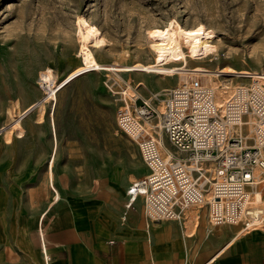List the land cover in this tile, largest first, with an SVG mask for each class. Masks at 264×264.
Masks as SVG:
<instances>
[{
    "label": "rangeland",
    "instance_id": "1",
    "mask_svg": "<svg viewBox=\"0 0 264 264\" xmlns=\"http://www.w3.org/2000/svg\"><path fill=\"white\" fill-rule=\"evenodd\" d=\"M82 21L95 32L92 48L100 61L108 58L110 62L168 67L232 66L263 72L264 0H0V188L12 185L6 173L9 165L5 166L11 152L18 157L14 169L32 168L36 173L25 184L41 189L47 188L48 182L54 193L50 207L61 197L56 172L64 158L80 156L87 179L104 174L109 180L115 177L118 183L111 170L120 169L115 166L119 158L125 161L122 184L129 204L132 183L149 169L145 171L135 144L127 150L130 155H121L118 149V142H133L118 127L121 102L115 91L120 90V84L124 86V79L135 84L143 81L147 86L142 84L140 91L149 96L184 81L180 72L164 75L155 70H119L118 75L113 69H89L32 109L20 126L11 128V113L16 115L41 100L48 84L58 85L81 64ZM242 78L223 80L237 83L245 80ZM71 142H77L76 147ZM165 144L172 148L166 137ZM128 177L133 180L128 181ZM96 182L102 184L103 180L96 178ZM258 198L264 202L260 194ZM35 199L46 201L37 195ZM69 200L75 201L72 197ZM142 201L133 202V210L137 211ZM207 212L205 206L198 216V225L206 229ZM45 216H49L44 224L49 238L52 223L60 216L46 211L41 222ZM182 221L187 224L185 214Z\"/></svg>",
    "mask_w": 264,
    "mask_h": 264
},
{
    "label": "built area",
    "instance_id": "2",
    "mask_svg": "<svg viewBox=\"0 0 264 264\" xmlns=\"http://www.w3.org/2000/svg\"><path fill=\"white\" fill-rule=\"evenodd\" d=\"M255 75L220 83L223 96L214 81L224 74L205 72L149 96L139 82L115 91L118 127L149 169L130 194L144 197L150 220H181L206 204L215 226L263 227L264 202L258 208L254 198L260 191L264 200V78Z\"/></svg>",
    "mask_w": 264,
    "mask_h": 264
},
{
    "label": "crops",
    "instance_id": "3",
    "mask_svg": "<svg viewBox=\"0 0 264 264\" xmlns=\"http://www.w3.org/2000/svg\"><path fill=\"white\" fill-rule=\"evenodd\" d=\"M70 144L76 147L77 142ZM132 144L137 146L118 142L121 155H130ZM17 158L11 152L5 165L11 187L0 188V264H264V225L243 230L236 224H209V232L198 225L195 206L183 213L187 224L182 219L157 222L146 216L143 196L133 210V202L142 198L133 202L129 198L133 204H128L122 184L124 159H117L120 169L111 170L118 183L104 174L87 179L80 156L64 158L56 172L61 197L50 207L54 193L48 182L41 189L25 184L36 173L32 168L14 169ZM143 166L146 171L144 161ZM46 211L60 216L52 223L49 238L44 228L49 216L41 222Z\"/></svg>",
    "mask_w": 264,
    "mask_h": 264
},
{
    "label": "bare ground",
    "instance_id": "4",
    "mask_svg": "<svg viewBox=\"0 0 264 264\" xmlns=\"http://www.w3.org/2000/svg\"><path fill=\"white\" fill-rule=\"evenodd\" d=\"M80 25H81V31H82V39L79 43L78 54H79L81 64L74 71H72L67 77H65L63 80H61L58 85L55 86L52 84H48V91L41 100L34 102L33 104H31L30 106H28L25 109H20L18 114H16V115L11 113V122H12L11 128H13L15 126H20L23 117H25L32 109H34L35 107L42 106L46 100L53 97L54 93L59 88H61L63 85H65L67 82H69L71 79H73L74 76L78 75L79 73H81L83 71L89 70V69H100V68L113 69L116 71V73L118 75H120L118 73L119 70L136 71V72L155 70V71H157V73L164 74V75H171V74H174V71H177V72H180V74L182 75V80H184V81H188V79L191 76H196L197 74L203 75L204 72L206 74L222 73V74H224L225 78H227V77H230V78L233 77L234 78L235 76L244 77V76H248L250 74H256L255 76L259 77L261 80H263V78H264V69H262L263 72H258L260 70L237 69V68L232 67V66H223L221 68H210L208 66H203V65H197L194 67H168V66L148 65V64H145L142 62H135L132 64H124V63H117V62H110V61H100L98 59L94 49L92 48V46L95 45V43H96L95 32L93 31V29L91 28V26L87 22L82 21ZM207 72H210V73H207ZM125 81H128V80L124 79L123 82H125ZM229 81H231V82H229ZM128 82H131V81H128ZM139 83L146 85L143 81H140ZM214 83L218 87L220 83L224 84V85L231 84L232 80H229V79L221 80V79H219V81H214ZM120 85H122V84H120ZM217 91L220 94L219 96H223L225 94L221 87H218ZM16 104L19 107L21 105L19 100L16 102ZM10 112H12V111H10ZM9 130L10 129H8L7 131H9ZM136 181H134L132 183V185L128 191V193L130 195V199L132 202L135 200V198H133L131 196L130 190ZM258 194H260V196H262L260 191H256L254 202L256 204V207L259 208L258 204H260V203L262 204L263 201H261L258 198ZM139 197H141V196H139ZM205 206H207V205L202 204V205L195 206V210H196L198 216H199L200 209H202ZM206 217H207L206 219H207L208 224H211L208 212H207ZM183 218H184V214H182L181 219H183ZM207 229L210 232L212 227L208 225Z\"/></svg>",
    "mask_w": 264,
    "mask_h": 264
}]
</instances>
